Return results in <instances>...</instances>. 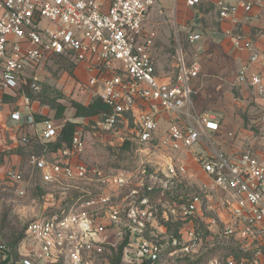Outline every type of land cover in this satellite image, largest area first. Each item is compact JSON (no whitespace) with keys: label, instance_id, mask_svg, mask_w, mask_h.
Segmentation results:
<instances>
[{"label":"built area","instance_id":"2783aa9c","mask_svg":"<svg viewBox=\"0 0 264 264\" xmlns=\"http://www.w3.org/2000/svg\"><path fill=\"white\" fill-rule=\"evenodd\" d=\"M155 1L112 0L104 9L100 0H0V95L17 90L22 84L32 93H40L38 73L33 76L36 81L29 82L27 72H33L50 58L61 57L76 66L84 64L86 88L112 108L111 113L101 116V131L111 132L125 117L132 116L138 125L136 141L141 150H192L198 142L205 147L195 159L224 194L220 202L230 216L228 220L213 207L216 196H209L208 185L198 187V194L184 196L181 192L178 198L174 196L179 186L192 179L187 165L177 159L171 158L164 170L150 176L148 184H141L144 192L166 199V223H179V237H172V244H179L182 252L190 253L208 240H231L242 253H252V258L236 262L228 257L210 264H264V133L258 138L259 152L247 150L230 156L216 148L208 135L219 129L216 117L197 112L192 100L191 82L201 71L199 57L185 60L179 46L177 76L162 81L158 75L153 58L157 34L145 30ZM184 1L189 7H197L207 0ZM216 7L222 19H233L241 9L249 12L252 3L218 0ZM200 38L199 34L189 36L191 43ZM233 46L240 52L253 51L252 42L241 34L233 36ZM260 57L264 58V52H252L249 64L239 71V78H244L250 64ZM250 82L258 93L264 94L260 76L252 75ZM24 98L26 107H30L32 99L28 95ZM163 113L174 117L166 133L160 135L159 116ZM11 119L20 121L21 110L13 112ZM58 136V128L50 120L44 121L40 139L50 142ZM22 142L27 143L28 138ZM83 151L82 135L77 132L72 146L62 150L68 161L51 163L33 156L32 162L46 184L65 178L95 182L103 190L131 186L136 177L133 173H105L99 167L70 160ZM10 175L18 178L15 171ZM18 191L24 195V191ZM158 213L148 196H133L126 206L114 204L113 196L105 192L79 196L67 210L28 223L20 246L21 263L113 264L112 250L127 239L124 260L156 264L164 247L147 234L158 220ZM113 231L115 240L109 241L107 237ZM28 241L33 245L28 246ZM154 256L156 259L149 263Z\"/></svg>","mask_w":264,"mask_h":264},{"label":"rangeland","instance_id":"374dc122","mask_svg":"<svg viewBox=\"0 0 264 264\" xmlns=\"http://www.w3.org/2000/svg\"><path fill=\"white\" fill-rule=\"evenodd\" d=\"M179 15L172 5H168L164 0H156L145 23V30L154 31L157 34L153 58L158 75L166 80L174 79L178 74L179 46L183 50L185 60L190 61L196 55L197 44H193L189 40L190 34H195L196 30L190 22L187 26L181 25ZM210 61V58L205 57L201 75L193 82L194 109L197 112L218 116L221 120L234 115L235 118L240 119L244 128L261 134L264 131V117L255 110L252 103L248 105L242 103L243 95L234 84L235 74L224 73V71L218 73L219 70L211 66ZM36 73H38L37 83L41 87V92L32 93L29 88L27 92L35 96L40 105L46 108V118L50 112H54L48 103L59 96L57 102L67 106V117L70 118H74L75 114L74 109L70 106V101L74 100L81 104L89 102L88 96L93 90L86 88V77H83L82 72L77 70V66L72 62L59 57L50 58L40 64L32 73L31 71L27 72L29 82L36 81L34 79ZM69 111H73V113ZM134 119L132 116L125 117V121L108 133L101 131L98 127V124L103 121L102 117L94 118V120L92 118L83 119L79 128L84 143V151L77 158L80 162L99 167L105 173L125 171L136 175L130 187L110 191L111 194H117V196H113L114 204L122 206H126L132 201L133 196H139L134 192L140 193L143 188L141 184H148L152 174L160 173V170L157 169L159 166L154 161L157 162L156 156L163 152L160 149L155 151L151 148H147V150L139 148L136 141L138 125ZM56 124L60 125L61 123ZM160 130L162 133H166L168 127L161 125ZM227 132L224 130V133ZM127 143L129 145L125 146ZM23 146V148L16 149V151L20 150L24 164L17 179L10 175L16 169V165L12 164L11 154L7 155L8 158L5 160V153L2 152L0 146V246L7 245L8 237L11 234L23 232L29 222L42 216L67 210L79 196H89L86 195V192H90V196L105 192L95 182L63 179L57 184V188H53L55 196H45L48 190L40 189L39 186L20 195L18 191L20 181L29 177L39 180V172L32 162V157H39L44 151L42 144L31 146L30 143H24ZM201 149V142L192 147L194 153L201 152ZM190 173H193V170H190ZM197 186L191 181L179 190L184 192L185 196H191L196 192ZM178 197L176 196V198ZM158 210L160 213V207ZM166 229L165 227L164 232H161L159 227L156 229L153 227V230L147 234L148 238L158 240L164 247L162 257L156 264H210L214 260L223 261L225 254L236 248L235 242L231 240L212 242H208V240L207 244L201 248H194L190 253H184L181 251V245L175 246L171 241L172 237H179L176 227L172 228L170 235H165ZM120 242L122 240L117 244ZM27 245L32 246V241H28ZM121 264L143 263H130L123 259Z\"/></svg>","mask_w":264,"mask_h":264},{"label":"crops","instance_id":"0c3cea01","mask_svg":"<svg viewBox=\"0 0 264 264\" xmlns=\"http://www.w3.org/2000/svg\"><path fill=\"white\" fill-rule=\"evenodd\" d=\"M100 1L103 4L104 9H107L112 0ZM217 1L218 0H207L197 7H189L186 5L184 0H179L177 3L164 0V2L168 5H172L174 9H176L177 13L180 14L179 19L181 25L187 26L188 22H190L196 30L195 34H199L201 36L200 40L193 43L197 44L196 55L200 60L201 71L203 69V61L205 57H208L211 59L209 64L218 69V73H222L224 71V73L235 74L234 84L238 87V89H240L243 95L244 100L242 103L244 105L252 103L255 106V110H257L258 113H261L264 117V94L258 93L250 82L252 75H258L261 77L264 84V58L260 57L256 63L250 64L248 73L244 78H239L238 76L241 68L249 64L252 52L259 55L264 52V0H225L229 4H237L240 2L252 3V9L249 12L241 9L233 19H222L220 17L219 10L216 7ZM237 34L243 35L246 39L252 42V52H240L234 48L233 36ZM77 70L81 71L83 77H86L87 79L84 64H79L77 66ZM198 78L192 80V87L193 82ZM160 79L162 81L168 80L162 77ZM27 89V86L22 84L17 90L7 91L0 95V146L2 148V152L5 153V160L8 158L7 155L11 154L10 157H12V164L14 166L16 165V169L14 171L17 174L21 171L24 164L22 163L20 150L16 151V149L24 147V143L22 142L24 137L28 138L29 142H27V144L30 143L31 146H37L39 144L44 145L48 142L42 141L39 137L41 131L43 130L44 121L50 120L58 128L59 133L62 126L67 121L75 123H81L83 121L81 118L75 119L67 117L68 108L65 112V119L63 120L55 119V111L50 112L48 118H46V108L41 106L38 100H31V106L26 107L24 97L27 95ZM88 97L89 102L85 105L89 104L95 98L93 92H91ZM16 110H21L22 112V119L20 121L11 119V114ZM69 112L73 113V111ZM27 117H31V123L27 122ZM173 117L174 116L172 114H161L159 116V128L161 125L169 127ZM215 117L219 124V129L216 132L209 131L208 135L217 149L224 151L230 156H236L247 150H253L255 152L260 151V140L258 138L264 133V131L261 134H257L251 129L244 128L240 119L235 118L234 115L227 117L224 120H221L218 116ZM38 119L42 121L37 123L36 120ZM56 123L61 124L57 125ZM224 130L228 131V134L224 133ZM78 132L81 133L79 129ZM159 134L163 135L164 133L159 130ZM57 138L50 142H55ZM62 150L63 149L51 152L44 148V151L39 157L45 158L51 163L65 162L67 159L62 156ZM162 150L163 152L156 156L157 162L153 160L154 163L159 166L157 169L164 170L165 165L171 160V158L177 159V161L186 164L189 170H193V173H190L192 177L191 181H193L195 185H198L197 187L199 188L203 185H208L210 189L209 196H216L212 201L213 207L220 213L221 218L228 220L230 216L222 207L220 202V196H224V194L212 184L210 178L203 172L201 166L195 159L196 155L204 152L205 147L202 145L201 152L199 153H194L193 150H180L177 152H173L168 148H164ZM78 157H73L70 160L72 162H78ZM37 171L39 172V180H33L32 177L24 178V180L19 182L18 189L24 191L25 194V191L27 193L31 191L33 187L39 186L40 189L48 190L45 196H55L53 188H57V184L65 178H61L54 183L46 184L42 181L41 171ZM198 177H200V179H198ZM179 187L182 188L181 186ZM111 190L114 189H107L105 190V193L110 196H117V194H111ZM142 191L144 192V188L140 190V193L137 191V194L140 196ZM87 194L91 195L90 192H86V195ZM179 194H181V192H179ZM157 203L161 208L160 213L158 214V220L156 219L152 223V230L153 227H155V229L159 227V231L164 232V223L167 221V214L164 212L166 199L160 197L157 199ZM167 234L168 233L166 231L165 235ZM107 239L109 241L115 240L114 231L108 235Z\"/></svg>","mask_w":264,"mask_h":264},{"label":"trees","instance_id":"16d2710c","mask_svg":"<svg viewBox=\"0 0 264 264\" xmlns=\"http://www.w3.org/2000/svg\"><path fill=\"white\" fill-rule=\"evenodd\" d=\"M61 58V57H59ZM63 59V58H61ZM27 95L32 100H37L35 96H33L30 92H26ZM60 97V96H59ZM58 97V98H59ZM58 98L52 99L48 105L55 111V119L56 120H63L65 119V112L67 110V106L64 104L58 103ZM70 106L75 111L74 118L75 119H93L101 117L103 114H109L112 111V108L109 104L104 102L102 98L95 96V98L87 105L81 104L77 101H70ZM42 120H36V122H41ZM80 127V123H75L72 121H67L61 128L59 136L55 142H48L43 145L44 148H46L48 151L56 152L60 149L69 148L72 146L73 138L75 134L78 132V129ZM29 142V140H28ZM129 144H125V146H128ZM180 187L176 190V196H180L179 190ZM179 190V192H178ZM198 194L199 191L196 189V192L194 194ZM184 194V192L182 193ZM140 196H148L150 199V202L155 204L158 207H160L157 203V199L161 197L160 194H152V193H141ZM185 196V195H184ZM163 198V197H161ZM164 226L167 228V233L170 235V232L173 227H176L177 231L180 228L179 223L171 224L166 223ZM25 230L21 233H13L8 237V243L7 245L2 246L3 249L0 251V264H22L21 263V257H20V246L23 240L25 239ZM127 246V239L124 240L117 249L112 250V259L113 264H121L123 255H124V249ZM1 247V246H0ZM231 257L234 261L240 262L242 259H251L252 253H242L237 247L233 248L231 251L225 254L224 258Z\"/></svg>","mask_w":264,"mask_h":264},{"label":"water","instance_id":"95a60500","mask_svg":"<svg viewBox=\"0 0 264 264\" xmlns=\"http://www.w3.org/2000/svg\"><path fill=\"white\" fill-rule=\"evenodd\" d=\"M27 122L31 123V117H27ZM156 259V257H152L148 260L149 263H152L154 260Z\"/></svg>","mask_w":264,"mask_h":264}]
</instances>
